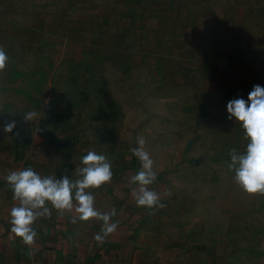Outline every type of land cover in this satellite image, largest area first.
Segmentation results:
<instances>
[{"label":"crops","instance_id":"crops-1","mask_svg":"<svg viewBox=\"0 0 264 264\" xmlns=\"http://www.w3.org/2000/svg\"><path fill=\"white\" fill-rule=\"evenodd\" d=\"M90 6L84 10L75 3L67 8L66 16L57 12L58 18H63L62 29L54 28L51 35L67 41L75 55L61 60L77 66L90 56L96 66H108L114 82H128L126 96L132 101L140 96L126 79L139 75L141 67L147 65L155 66L152 74L161 76L163 90L153 96L160 102L165 99V90L195 84L202 99L199 103L177 100L175 113L160 115L164 126L174 121L194 133L185 143L187 151L201 144L199 140L205 139L206 133L216 131L215 117L224 123L219 138L240 143L244 151L247 141L229 117L226 105L237 97L246 99L254 85H264V0H91ZM89 84L91 77L86 75L79 92L84 102L90 101ZM97 122L98 116L92 127H97ZM67 125L73 128L70 121ZM36 131L43 133L44 139L34 145L46 143L61 151L72 145L71 139L57 137L44 124H38ZM183 133L172 131L170 137L179 140ZM60 159L47 153L29 167L42 176L68 175L74 179ZM203 162L204 158H181L170 171H158L149 187L159 194L163 206L148 208L138 207L132 195L138 187L130 183V177L139 168L122 160L119 169L112 170L110 182L90 189L94 206L101 212H114L111 219L118 225L103 243L94 239L101 221L92 218L74 223V210L61 214L53 209L51 217L34 222V242L24 244L10 232L9 213L18 201L13 200L11 188H5L0 193V264H206V254L207 264H216V252L206 242V235L196 233L195 224L179 218L180 209L188 210L189 204L178 195L194 193L195 178L206 180V171L196 169ZM183 165L186 168L180 169ZM163 191L175 195L169 192L163 196ZM184 225L186 230H179Z\"/></svg>","mask_w":264,"mask_h":264},{"label":"rangeland","instance_id":"rangeland-1","mask_svg":"<svg viewBox=\"0 0 264 264\" xmlns=\"http://www.w3.org/2000/svg\"><path fill=\"white\" fill-rule=\"evenodd\" d=\"M75 3L84 6V10L91 7V0H0V48L9 57L0 69V193L9 188L4 180L9 171L29 167L47 153L60 156L59 163L72 176L80 158L89 150L114 160L112 170L119 169L122 160L140 168L131 148L142 137L157 173L170 171L181 158H204L205 163L196 169L206 171V180L195 178L194 193L178 195V199L189 204L188 210L180 209L179 218L195 224L196 233L206 235V242L216 252L214 262L264 264V194L241 192L233 179L234 170L228 167L232 149L243 153L240 143L219 138L224 123L215 117L216 131L206 133V138L199 140L201 144L187 151L185 143L194 133L174 121L164 126L160 115L175 113L177 100L199 103L202 99V91L195 84L165 90V99L160 102L153 96L163 90L161 76L152 74L156 67L146 63L139 75L135 73L126 79L131 90L140 96L132 101L126 96L128 82H114L108 66H96L90 56L77 66L61 60L67 55L73 59L75 55L67 41L51 34L54 28L62 29L63 18H58L57 12L66 16L67 8ZM53 59L56 62H51ZM86 75L91 77L89 102H84L79 94ZM29 110L37 115L26 121L24 114ZM97 116V127H92ZM11 121L16 126L11 133H5L3 127ZM69 121L72 129L67 128ZM38 124H44L59 138L71 139L72 145L63 151L46 143L34 145L33 142L44 139L43 133L36 131ZM172 131L185 135L178 140L170 137ZM165 141L170 144L165 145ZM179 168L185 169L186 165ZM203 180L206 182L202 183ZM203 186L206 188L202 191ZM169 192L163 191L162 195L168 196ZM179 230H186L185 225ZM208 261L206 254V264Z\"/></svg>","mask_w":264,"mask_h":264},{"label":"clouds","instance_id":"clouds-1","mask_svg":"<svg viewBox=\"0 0 264 264\" xmlns=\"http://www.w3.org/2000/svg\"><path fill=\"white\" fill-rule=\"evenodd\" d=\"M9 57L0 48V69H3ZM226 111L243 132L247 141L242 154L236 149L230 152L228 167L234 170L235 183L246 193L264 194V85L256 84L248 93L247 98L237 97L229 100ZM35 111L24 114L26 121L36 117ZM15 121L4 125L3 131L11 133ZM144 138H137V146L131 148V153L139 160L140 168L130 177V183L138 187L132 195L138 207L163 206L159 194L149 186L153 185L157 172L154 160L145 148ZM113 177L112 162L106 154L89 150L80 158L75 178L62 175H40L32 167L11 170L4 177L11 188L13 200L18 201L10 210V232L21 239L26 245H31L37 238L33 227L38 218H49L52 210L61 214L74 210L73 222L88 221L95 218L102 222L101 230L94 239L103 243L105 238L113 233L118 225L112 221L114 212H101L94 206V195L90 189H98L110 182Z\"/></svg>","mask_w":264,"mask_h":264}]
</instances>
